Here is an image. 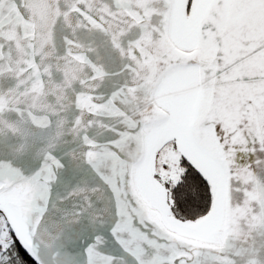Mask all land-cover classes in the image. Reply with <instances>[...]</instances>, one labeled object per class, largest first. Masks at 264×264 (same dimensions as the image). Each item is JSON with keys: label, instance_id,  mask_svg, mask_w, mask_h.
<instances>
[{"label": "snow or ice", "instance_id": "snow-or-ice-1", "mask_svg": "<svg viewBox=\"0 0 264 264\" xmlns=\"http://www.w3.org/2000/svg\"><path fill=\"white\" fill-rule=\"evenodd\" d=\"M0 264H264V0H0Z\"/></svg>", "mask_w": 264, "mask_h": 264}]
</instances>
